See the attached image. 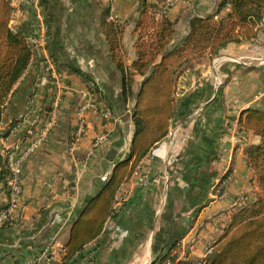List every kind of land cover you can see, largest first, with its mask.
<instances>
[{"label": "crops", "instance_id": "obj_1", "mask_svg": "<svg viewBox=\"0 0 264 264\" xmlns=\"http://www.w3.org/2000/svg\"><path fill=\"white\" fill-rule=\"evenodd\" d=\"M9 1L12 6L17 2L11 27L36 42L46 29L47 40L44 46L32 44L31 65L5 104L0 152L17 143L25 148L49 121L56 124L24 166L12 212L17 223L0 230V264H86L90 258L95 264H166L172 262L163 260L170 253L176 257L173 264L201 262L232 212L256 200L245 152L261 138L241 132L239 120L251 109L264 112L260 25L255 41L229 44L190 64L177 81L178 107L170 128L175 136L158 143L124 185L126 193L99 239L64 263L73 224L116 163L128 157L134 136L135 100H123V76L110 56L102 11L109 6L111 19L125 25L123 43L132 64L145 0ZM149 2L175 23L173 49L185 40L194 17L218 14L220 0H176L167 9L166 0ZM228 12L226 7L218 15ZM48 57L62 75L61 85L47 70ZM141 82L137 78L136 89ZM88 101L97 112L86 111L85 132L71 154L79 114ZM103 135L107 140L95 145ZM8 203L0 179V211Z\"/></svg>", "mask_w": 264, "mask_h": 264}, {"label": "trees", "instance_id": "obj_2", "mask_svg": "<svg viewBox=\"0 0 264 264\" xmlns=\"http://www.w3.org/2000/svg\"><path fill=\"white\" fill-rule=\"evenodd\" d=\"M226 7L229 12L219 17ZM218 10L217 15L194 17L183 43L169 49L176 35L175 23L157 5L145 0L135 28L136 59L129 64L123 43L125 25L111 19L109 6L103 8L101 28L112 62L123 76V100L126 103L135 100L134 136L128 157L116 163L109 180L78 216L62 254L64 263L73 261L99 239L115 215L124 185L141 161L170 133L178 107L177 81L190 64L207 52L214 55L229 44L255 41L258 37V26L264 19V0H220ZM13 16L11 2L0 0V117L33 58L28 38L11 28ZM137 78H142L138 89ZM239 127L241 132L261 138L258 145L245 152L246 164L254 173L256 200L232 212L224 232L210 247L212 252L198 264H264V112L247 111L240 118ZM7 175L6 159L0 152V179L5 185ZM175 258L170 253L163 260L175 262Z\"/></svg>", "mask_w": 264, "mask_h": 264}, {"label": "built area", "instance_id": "obj_3", "mask_svg": "<svg viewBox=\"0 0 264 264\" xmlns=\"http://www.w3.org/2000/svg\"><path fill=\"white\" fill-rule=\"evenodd\" d=\"M21 1H24V0H21ZM175 3H176V0H166L165 9L174 6ZM13 4H14V2H13ZM16 4H17V2L15 1V4L13 6L17 7ZM259 25L261 27V31H263L264 30V19H262V21L260 22ZM12 30L15 31L13 28H12ZM42 30H43V35L41 36L40 41L36 42L35 39H28V41L31 45V48H32V44H35V43H39L42 46L46 45V40H47L46 29H42ZM15 32H17V31H15ZM47 64H48L47 70L50 73L51 77L59 85H61L62 75L60 73H58V71L56 70L54 64L52 63V61L49 57L47 58ZM44 84H45V80H42L40 85L42 86ZM86 96H88V93H86ZM59 101H60V97L58 96V98L55 100V103H54L55 104V106H54L55 110L58 106ZM88 110H92L94 112H97V106L95 104H93L91 101H88L87 104L81 109V112L79 114L80 125L76 130L74 143H73L72 147L70 148L71 154H74L75 150L77 149V144L79 142V139L81 138V136L85 132L86 123H85L84 117H85L86 111H88ZM28 123H30V121H27V124ZM55 124H56L55 120L52 119L51 121H49L45 127H43L42 129H40V131H38V133L36 134V136L32 140V142L25 148H23L21 146V144H19V143L14 144L9 148H1V153L4 156V158L6 159V165H7V170H8V175L6 178V190H7L8 196H9V203H8L7 207H5L4 209H2L0 211V230L7 225H10V224L12 225V224L17 223V219L15 218V216L12 215V212L18 207V197L21 193L22 184H23L24 166H25L26 162L47 141L49 134L51 133ZM169 136L173 138L175 136V132L170 131ZM106 140H107V136L103 135L97 140L95 145H100V144L104 143ZM147 157H145V158H147ZM145 158L138 165L137 169L141 168V165H142L143 161L145 160ZM144 178H145V181H144L145 184L150 182L149 173H146ZM125 193L126 192H124V190L122 189L121 190L122 196L119 198V201H120V199H123V195ZM211 252H212V250L209 248L206 251V255L211 253ZM86 264H95V263L90 258ZM166 264H173V263L170 261H167Z\"/></svg>", "mask_w": 264, "mask_h": 264}, {"label": "water", "instance_id": "obj_4", "mask_svg": "<svg viewBox=\"0 0 264 264\" xmlns=\"http://www.w3.org/2000/svg\"><path fill=\"white\" fill-rule=\"evenodd\" d=\"M76 222V221H75ZM75 224V223H74ZM74 224H73V226H72V228H71V231H72V229H73V227H74Z\"/></svg>", "mask_w": 264, "mask_h": 264}, {"label": "rangeland", "instance_id": "obj_5", "mask_svg": "<svg viewBox=\"0 0 264 264\" xmlns=\"http://www.w3.org/2000/svg\"><path fill=\"white\" fill-rule=\"evenodd\" d=\"M262 33L264 34V30L262 31Z\"/></svg>", "mask_w": 264, "mask_h": 264}]
</instances>
